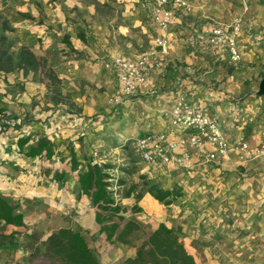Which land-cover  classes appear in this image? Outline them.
I'll list each match as a JSON object with an SVG mask.
<instances>
[{
	"label": "crops",
	"instance_id": "0c3cea01",
	"mask_svg": "<svg viewBox=\"0 0 264 264\" xmlns=\"http://www.w3.org/2000/svg\"><path fill=\"white\" fill-rule=\"evenodd\" d=\"M97 1L111 3L122 24L112 26L87 0H8L5 4L0 0V15L14 28L5 32L13 41L11 50L26 46L44 59L60 79L62 95L80 109L74 113L63 103L54 104L45 82L34 79L32 72L0 71V104L10 116L21 119L0 133V193L18 203L24 217V227L7 226L10 230H35L41 240L61 227L79 230L100 264H125L135 249L110 243L99 231L96 207L88 197L76 196L77 171L65 181L54 178V171L69 169L67 145L77 151L84 144L92 153L101 145L90 143L91 139L99 141L107 135L116 142L145 133L163 136L164 141L177 139L179 134L169 124L170 112L182 99L215 118L230 143L258 156L264 146V107L251 96L234 102L227 93L230 80L225 69L207 66L186 53L181 31L172 32L174 26L182 27L177 17L169 29H160L141 10L139 0ZM186 1V8L197 18L222 15L212 4L207 8L201 0ZM258 25L264 36V17ZM211 26L205 24L202 31ZM193 38L204 41L200 34ZM208 54L214 62L223 55L220 47H212ZM141 56L146 57L145 83L138 96L122 101L123 115L115 117L110 104L119 90L114 62ZM198 70L202 72L196 79L191 73ZM27 134H42L57 144L51 160L17 153V138ZM209 150L208 145L189 149L190 164L181 169L141 161L140 172L161 181L163 189L180 187L183 194L164 205L143 191L137 202L141 211L134 219L147 234L159 223L180 227L181 242L196 264H264L259 242L264 228V159L241 161L232 148L225 156L207 161ZM237 166L245 167L244 172ZM119 202L126 209L124 215L133 218L129 210L135 204L133 195ZM146 217L151 219L143 220ZM253 250L260 257H251Z\"/></svg>",
	"mask_w": 264,
	"mask_h": 264
},
{
	"label": "trees",
	"instance_id": "16d2710c",
	"mask_svg": "<svg viewBox=\"0 0 264 264\" xmlns=\"http://www.w3.org/2000/svg\"><path fill=\"white\" fill-rule=\"evenodd\" d=\"M8 0H2L5 4ZM92 3L98 12L111 13L117 9L109 2L100 3L97 0H87ZM118 12V11H117ZM26 16V15H24ZM0 71L9 72L15 69L22 70L26 75L32 72L33 78L45 82L49 99L54 103H63L69 108L80 111L68 95L61 93V81L56 73L47 66L42 58L36 57L28 47L21 46L16 51L11 50L12 39L5 35V32H12L14 28L0 15ZM229 72V71H228ZM9 116L7 110L0 104V121ZM21 119H19L20 123ZM143 135V134H141ZM139 135V136H141ZM137 138V137H136ZM135 138V139H136ZM135 139L125 140L124 143L111 139L112 146L128 150ZM16 151L28 158L43 157L51 160L55 155L57 144L49 140L45 135L27 134L17 138L15 142ZM69 169L67 172L54 171V178L57 181H65L72 178V172L77 171L75 184L76 196H86L90 204L96 207L95 220L100 224L99 231L104 233L106 240L110 243L121 244L135 249L133 257L125 259V264H196L193 256L189 254L181 242L182 231L180 227L170 228L164 223L147 234L145 227L137 220L124 215L126 209L121 207L119 198H127L133 195L135 204L131 212H139L137 202L140 201L141 191L136 192V183H131L121 194L119 190L113 189L110 181L109 170L116 169L115 165L95 160L94 156L83 150L82 146L75 151L71 143L67 145ZM130 158L131 153L127 152ZM141 161L140 156L130 158L133 167H121L122 172L132 174L137 172V163ZM142 187L157 201L165 205L172 203L182 192L177 187L163 189L157 183L147 180L145 175H138ZM121 186L124 179H117ZM0 246H15L17 231L6 233L7 226L24 227V217L19 211L18 203L11 201L0 193ZM32 240L33 257L41 258L43 261L37 264H100L94 250L89 246L86 238L79 230L61 227L53 230L44 240H41L39 232L33 230L31 233H24ZM143 235V238L141 236ZM36 243V244H35Z\"/></svg>",
	"mask_w": 264,
	"mask_h": 264
},
{
	"label": "rangeland",
	"instance_id": "374dc122",
	"mask_svg": "<svg viewBox=\"0 0 264 264\" xmlns=\"http://www.w3.org/2000/svg\"><path fill=\"white\" fill-rule=\"evenodd\" d=\"M201 2L205 4L207 8H209V5L212 4L213 6H215L217 12L222 15L221 16L209 15V16H204V17L202 16L197 18L196 16L190 14L188 8H186V5L175 6L171 21L175 17H177L182 27L181 28L178 27L176 29V26H174L172 32L181 31L180 36L185 39L186 53H191L192 56L201 59V61H205L207 66L212 67L213 65H215L225 69L224 70L225 73L227 72L226 78L230 80V90H228L227 93H229V96H231L235 100L234 102H240L241 101L240 99L245 98V96H251L253 99L261 100L260 105L264 107V95H257L256 93L259 81L262 78H264V36L262 31L263 27L258 25V20L264 17V9H262L263 1L262 0H211V3H209L208 0H201ZM102 17L106 20L111 21V25L114 27L119 24H122V17L120 13L117 11L111 13H104ZM222 20L225 21L226 23H230L237 26V29L235 31L233 30V28L228 29L229 33L230 32L233 33L236 41L237 50H238L237 59H233L230 56L227 47L214 45L210 42V31L208 30L202 31V27L205 24L214 25L219 22L221 23ZM170 25L166 29H169ZM178 29L179 31H177ZM203 29H205V27ZM196 34H200L204 38V41L203 39L202 42L196 41L193 38V36L195 37ZM197 39L200 40L199 38ZM212 47L213 48L220 47L221 53L223 54L222 58H218V60H216L215 62H214V58L208 54V51L212 50ZM201 72L202 71L198 70V72L194 71L191 74L195 76L196 79H199V77L201 76ZM186 75L187 74L183 73L182 77L184 78V76ZM222 81L225 80L222 79ZM144 83L145 81L142 83V85ZM138 89L139 88H137V90L133 95H129V96L128 95L120 96L118 90L117 93L111 97V99H114L115 97H120V101L117 103H113L112 101H110L115 117L119 116V114L123 115V110H122L123 105L121 104L122 101L126 100V98L129 97L133 98L135 96H138L135 95L136 93H138ZM139 97H143V96H139ZM71 110L74 113H79V111H77L75 108ZM9 117L12 118V120L14 121V123L9 127L16 125L18 122L17 118L10 115ZM9 127H6L4 130L0 131V133L5 131ZM110 129L112 130V127ZM103 137L104 138L99 139V141L96 139L95 140L91 139L90 143L97 142L98 144L101 145L100 147L96 146L97 147L96 149L98 151L90 153L85 148L84 144H82L81 146L83 150H87L88 153L92 154L95 160L97 161L102 160L105 163H110L117 167L116 169L109 170L111 176L109 180L112 181L114 185L113 187L114 190L116 191L119 190V193L121 194L124 190L128 188V186L131 183H136L137 188L135 190V193L141 191V195H142V192L145 191L146 189L142 187L143 181L138 178V175H145L147 180H151L162 187L161 181L156 180V178L149 177L147 174L140 172L139 165L141 161L137 163L136 173L127 174L126 172H122L120 170L121 167H129V168L133 167V164L130 162V158L139 156V153L136 151L134 144H130L128 150L126 151L120 147L112 146L113 144L111 142V139L113 138L111 136L107 135ZM119 143L122 144L124 143V141H119ZM238 147L239 145H233L231 143L230 149L232 148L235 149L236 151L235 155H237L238 159L241 161H253L254 157L255 159H257L256 157L258 158L260 157L261 159H264V146H262V153H260L258 156H250L248 153L245 152V150L239 149ZM99 149H101V151ZM127 152L131 153L130 158L127 156ZM247 157H252V158L247 159ZM236 169H238L239 172H244L245 167L237 166ZM247 173L248 176L250 177L249 174L252 173V170H249ZM121 178L124 179V183L121 186H117L116 184L119 183L117 179H121ZM174 186L181 190L180 187L176 185ZM129 210L131 212V208ZM136 213L138 212H131L133 219L137 215ZM150 219L151 217L143 218V220L146 221ZM2 229L3 228L0 226V231ZM4 231L6 233H9L14 230H10L9 228L5 227ZM15 231H17V234L15 235V239L17 240L16 245L13 247L8 245L0 246V260L2 261L1 264L2 263L3 264H37L39 262H42L43 260L41 258L33 257L31 247L34 242L24 235V233H31V231H26L23 229L15 230ZM141 238H143V235L141 236ZM256 253L258 252L256 250L255 251L253 250L249 254L251 255V257L254 258L259 256Z\"/></svg>",
	"mask_w": 264,
	"mask_h": 264
},
{
	"label": "built area",
	"instance_id": "2783aa9c",
	"mask_svg": "<svg viewBox=\"0 0 264 264\" xmlns=\"http://www.w3.org/2000/svg\"><path fill=\"white\" fill-rule=\"evenodd\" d=\"M140 8L145 11L149 20L160 29H166L171 24L175 6L186 3L184 0H139ZM237 29L230 23H216L211 26L210 42L214 45L227 47L230 56L237 59L238 50L233 33L228 29ZM146 57L137 59L119 58L114 67L118 71L119 95H133L146 78ZM113 103L120 97L111 99ZM19 122V119H17ZM14 123L9 116L1 119L0 131ZM170 127L179 134L177 139L164 141L163 136L145 133L134 141L136 151L142 162L155 167L185 168L190 164L189 149H199L208 145L207 161H214L218 155L225 156L231 148V143L223 136L218 121L212 116L194 108L184 100H178L170 112ZM264 252V228L259 239Z\"/></svg>",
	"mask_w": 264,
	"mask_h": 264
},
{
	"label": "water",
	"instance_id": "95a60500",
	"mask_svg": "<svg viewBox=\"0 0 264 264\" xmlns=\"http://www.w3.org/2000/svg\"><path fill=\"white\" fill-rule=\"evenodd\" d=\"M257 95H264V78H262L257 86Z\"/></svg>",
	"mask_w": 264,
	"mask_h": 264
}]
</instances>
